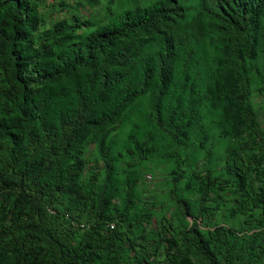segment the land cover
<instances>
[{
	"label": "trees",
	"instance_id": "obj_1",
	"mask_svg": "<svg viewBox=\"0 0 264 264\" xmlns=\"http://www.w3.org/2000/svg\"><path fill=\"white\" fill-rule=\"evenodd\" d=\"M127 1L77 34L0 0V264H264V0ZM88 140L100 168L81 179ZM152 161L171 163L168 220L142 202ZM225 196L242 220L210 227Z\"/></svg>",
	"mask_w": 264,
	"mask_h": 264
},
{
	"label": "rangeland",
	"instance_id": "obj_2",
	"mask_svg": "<svg viewBox=\"0 0 264 264\" xmlns=\"http://www.w3.org/2000/svg\"><path fill=\"white\" fill-rule=\"evenodd\" d=\"M36 2L39 7V12L42 18V24L39 28L40 32L46 30H52L55 25L61 22H69L75 24L79 29L75 33L80 34L85 32L88 27L85 24L90 25L91 27L101 24L107 16L106 7L110 8L113 13L119 12L121 9L128 6L127 0H94V2L87 3V0H32ZM179 3L187 10L188 14H193L197 7V0H178ZM109 2L112 4L110 5ZM123 4V5H122ZM249 102L251 103L252 109L254 111V119L257 126V130L264 135V88L256 87L253 83L252 89L249 94ZM249 133V131H248ZM259 133V136H260ZM254 136V135H253ZM117 137L119 141L124 138L123 133H118ZM251 135L246 133L240 134L237 142L240 144L241 154L245 155L251 151L249 147L250 144L248 140L251 139ZM247 140V141H246ZM245 141L247 143H245ZM233 143H235L233 141ZM263 142L260 141V148H255L252 150L256 156H261ZM85 159V166L81 179H85L87 176L94 174L95 169H99L100 165L95 160L94 152V143L92 140L86 142V146L83 153ZM122 164V163H121ZM122 166H124L122 164ZM141 171V198L142 202L148 208H154L153 212L161 213L165 211L166 220L170 219V213L173 209L170 208L172 201L171 195L169 192V179H170V170L171 163H159L158 161L147 162L144 165L139 167ZM218 168L217 170H219ZM200 166L196 165L190 170H186L187 175L191 173H198ZM254 187L256 186V181H251ZM195 197H192L194 199ZM207 203L208 210L211 211L213 217H210L208 225L213 227L214 225H223L225 227L238 226L242 217L234 220H229L227 218L226 210L230 207L232 198L230 196H225L221 198L213 199ZM118 202V201H115ZM219 205L220 209L216 210L215 206ZM156 217V216H155ZM189 221H192L193 218H188ZM200 222V221H198ZM159 224V218H155L151 225H147L148 230L157 231L160 229L157 225ZM163 238H169L170 235L162 233ZM165 244L164 239L161 240V252L157 255L159 259L162 258L161 254L163 253V246ZM138 252L142 254V257H145L142 249H137ZM148 258V257H147ZM152 259L151 257H149Z\"/></svg>",
	"mask_w": 264,
	"mask_h": 264
}]
</instances>
